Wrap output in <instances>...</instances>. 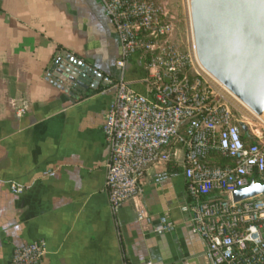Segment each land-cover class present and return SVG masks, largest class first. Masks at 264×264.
Returning <instances> with one entry per match:
<instances>
[{
  "label": "crops",
  "instance_id": "1",
  "mask_svg": "<svg viewBox=\"0 0 264 264\" xmlns=\"http://www.w3.org/2000/svg\"><path fill=\"white\" fill-rule=\"evenodd\" d=\"M119 52L99 0H0V264L35 241L44 243L40 264H213L179 209L182 176L157 184L161 167H152L136 197L109 206L102 125L113 89L103 80L70 87L52 66L67 53L116 79ZM145 74L139 55L126 61L125 77L141 93ZM245 137L264 143L250 125ZM162 215L174 227L155 232Z\"/></svg>",
  "mask_w": 264,
  "mask_h": 264
},
{
  "label": "built area",
  "instance_id": "2",
  "mask_svg": "<svg viewBox=\"0 0 264 264\" xmlns=\"http://www.w3.org/2000/svg\"><path fill=\"white\" fill-rule=\"evenodd\" d=\"M99 2L120 45L119 76L102 78L113 89L102 125L110 208L114 212L136 197L148 170L161 167L152 174L154 183L183 177L187 201L179 209L190 231L204 240L213 264H264V194L239 201L232 197L250 181L264 184V143L241 140V122L210 83L214 79L198 64L210 80L192 69L191 53L176 44L163 0ZM192 52L196 61L193 45ZM133 55L141 57L146 71L142 93L125 77L126 61ZM260 120L264 124V117ZM214 151L232 163L209 165ZM10 187L15 193L24 190L13 183ZM137 220L151 219L139 211ZM173 227L162 215L154 231ZM44 253L42 241L26 243L13 250L11 263L40 264Z\"/></svg>",
  "mask_w": 264,
  "mask_h": 264
},
{
  "label": "water",
  "instance_id": "3",
  "mask_svg": "<svg viewBox=\"0 0 264 264\" xmlns=\"http://www.w3.org/2000/svg\"><path fill=\"white\" fill-rule=\"evenodd\" d=\"M195 59L200 68L256 117H264V0H187ZM53 73L68 86H90L102 74L67 53ZM243 130L246 126L241 123ZM264 194L250 181L232 193L235 201Z\"/></svg>",
  "mask_w": 264,
  "mask_h": 264
},
{
  "label": "rangeland",
  "instance_id": "4",
  "mask_svg": "<svg viewBox=\"0 0 264 264\" xmlns=\"http://www.w3.org/2000/svg\"><path fill=\"white\" fill-rule=\"evenodd\" d=\"M165 10L173 23V38L179 49L189 51L192 55V69L198 71L206 79L210 80L199 68L193 59L192 37L189 22V12L187 0H163ZM213 87L224 96L225 102L232 110L234 116L240 120L243 125H250L253 129L264 131V124L261 120L244 107L240 102L234 99L227 91L222 90L216 83L210 80Z\"/></svg>",
  "mask_w": 264,
  "mask_h": 264
},
{
  "label": "trees",
  "instance_id": "5",
  "mask_svg": "<svg viewBox=\"0 0 264 264\" xmlns=\"http://www.w3.org/2000/svg\"><path fill=\"white\" fill-rule=\"evenodd\" d=\"M240 138L241 140L245 143V144H251V143H255L253 141L248 140L245 137V130H243V128L241 127V133H240ZM232 161L230 159L227 158H223L222 156H220L217 152H212L208 158V164L211 166H216V167H224L226 165L231 164ZM167 167H169V164L167 165ZM250 180H254V181H259L257 179L256 176H252L250 178Z\"/></svg>",
  "mask_w": 264,
  "mask_h": 264
},
{
  "label": "bare ground",
  "instance_id": "6",
  "mask_svg": "<svg viewBox=\"0 0 264 264\" xmlns=\"http://www.w3.org/2000/svg\"><path fill=\"white\" fill-rule=\"evenodd\" d=\"M214 81V83H216L222 90H225L226 91V89H224L218 82H216L215 80H213ZM228 92V91H227ZM229 93V92H228ZM230 94V93H229ZM231 95V94H230ZM232 96V95H231ZM234 99H236L234 96H232ZM237 100V99H236ZM238 101V100H237ZM238 102H240V101H238ZM241 103V102H240ZM242 104V103H241ZM243 105V104H242ZM244 106V105H243ZM245 107V106H244Z\"/></svg>",
  "mask_w": 264,
  "mask_h": 264
}]
</instances>
